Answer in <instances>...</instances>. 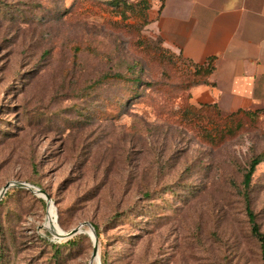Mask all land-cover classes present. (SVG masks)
Returning a JSON list of instances; mask_svg holds the SVG:
<instances>
[{
  "label": "rangeland",
  "instance_id": "obj_1",
  "mask_svg": "<svg viewBox=\"0 0 264 264\" xmlns=\"http://www.w3.org/2000/svg\"><path fill=\"white\" fill-rule=\"evenodd\" d=\"M146 23L114 0H0V264H264L246 211L264 236V160L247 200L242 182L264 108L193 103L202 68ZM85 222L97 261L65 236Z\"/></svg>",
  "mask_w": 264,
  "mask_h": 264
},
{
  "label": "crops",
  "instance_id": "obj_2",
  "mask_svg": "<svg viewBox=\"0 0 264 264\" xmlns=\"http://www.w3.org/2000/svg\"><path fill=\"white\" fill-rule=\"evenodd\" d=\"M145 31L168 51L203 65L209 83L192 102H215L224 114L264 108V0H150Z\"/></svg>",
  "mask_w": 264,
  "mask_h": 264
},
{
  "label": "trees",
  "instance_id": "obj_3",
  "mask_svg": "<svg viewBox=\"0 0 264 264\" xmlns=\"http://www.w3.org/2000/svg\"><path fill=\"white\" fill-rule=\"evenodd\" d=\"M116 3L120 2L121 4L123 3L124 5L126 6H129V5H141V7L143 8V11H144V22H147V18H146V14H145V11L149 8L150 6V0H135L134 2H125L126 0H114ZM163 1V0H161ZM214 57H209L207 59V61L205 62V64L203 65H200V64H195L197 66H199L200 68H202V73L200 75V80L199 82H197V84L199 83H209V80H208V76H209V73L213 70L214 68ZM201 106L202 107H205V108H209V109H214L216 108L219 112H220V109L218 108L217 104L215 102H205V103H201ZM245 110L244 109H237L229 114H227V116H231L235 113H239V112H244ZM264 160V152L260 153L259 155L251 158V160L249 161L248 163V166H247V169L245 171V174H244V177H243V189H244V195H245V198L247 200V196H248V189L250 188V181H251V178H252V175L256 169V166ZM246 211H247V214H248V220L250 222V227H251V231L252 233L257 237V239L260 241V244H261V249H262V253H263V256H264V236L263 234L259 231V226L258 224L256 223L255 221V217H254V214L252 213V211L247 207L246 208ZM95 231L98 234V230L95 226ZM53 244V242H51ZM74 243V240L72 239H69L67 241H65L63 244L61 245H64V246H70ZM101 263L102 264H106V261L104 260V257L101 258Z\"/></svg>",
  "mask_w": 264,
  "mask_h": 264
},
{
  "label": "water",
  "instance_id": "obj_4",
  "mask_svg": "<svg viewBox=\"0 0 264 264\" xmlns=\"http://www.w3.org/2000/svg\"><path fill=\"white\" fill-rule=\"evenodd\" d=\"M13 185H16V184L13 183V182L6 183L3 186L0 194H3L10 186H13ZM19 185H23V186L32 188L33 191H35L37 194H39L40 196H42L46 200V203L48 204V206H49L50 203L53 205V202H52L49 194H47L43 189H41L39 187H36V186H32V185H30L28 183H20ZM55 219H56V214H55ZM84 224L88 225V227L91 229V233H92V236H90V238L92 240V244H93L92 253H91V262L94 260V258H97L99 260L98 235H97L94 227L90 223L85 222L82 225H84ZM77 233H86V234H88L86 231L80 230L79 227H75V228L69 230L68 232H66L65 236L66 237H71V236H73V235H75Z\"/></svg>",
  "mask_w": 264,
  "mask_h": 264
},
{
  "label": "bare ground",
  "instance_id": "obj_5",
  "mask_svg": "<svg viewBox=\"0 0 264 264\" xmlns=\"http://www.w3.org/2000/svg\"><path fill=\"white\" fill-rule=\"evenodd\" d=\"M50 205H51V203L49 204V206ZM78 227H79L80 230L86 231L88 233L89 237L92 236L91 229L89 227L84 228L82 225H79ZM94 260L97 261L98 259L97 258H94Z\"/></svg>",
  "mask_w": 264,
  "mask_h": 264
}]
</instances>
